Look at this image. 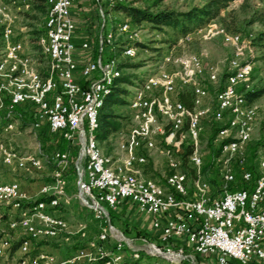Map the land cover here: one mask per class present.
Here are the masks:
<instances>
[{
  "label": "built area",
  "instance_id": "built-area-1",
  "mask_svg": "<svg viewBox=\"0 0 264 264\" xmlns=\"http://www.w3.org/2000/svg\"><path fill=\"white\" fill-rule=\"evenodd\" d=\"M77 1H0V164L29 175L42 171L47 163L55 164L50 180L36 195L24 190L19 180L0 179V264H130L141 259L143 264H199L196 254L217 264H228L231 259L240 264L264 261V148L258 156L262 174L252 190L232 191L230 184L236 176L226 165L231 158L244 156L258 123L259 106L238 90L242 85L250 88L252 58L256 57L251 41L224 28L213 31L211 22L179 41L181 45L197 35L210 38L218 34L234 48L225 87L211 104L207 103L210 91L206 81L218 82L223 69L208 66L196 53L165 52L164 67L148 75L129 101L134 120L126 132L119 131L123 156L115 159L102 151L96 131L99 111L121 76L120 60L100 55L79 64L73 16ZM129 1L99 2L101 51L105 44L113 48L114 42L123 37L126 44L121 55H137L140 32L130 21L111 17V29L102 32L107 28L106 9L111 15L115 5ZM39 2L46 7L44 26L38 38L29 41L24 35L26 27L19 22L27 13L37 12ZM82 46L86 49L89 44ZM247 49L251 59L245 58ZM166 66H176L177 70ZM188 88L193 91V108L178 99L180 91ZM210 114L228 123L216 138L229 140L218 158H227L223 191L218 197L212 196L208 182L203 180L199 149L202 121ZM23 125L40 141L41 130L48 127L78 148L74 161L76 198L92 215L94 232L88 220L71 223L57 213L71 203L66 188L70 153L48 154L42 142L37 151L20 148L10 135L21 132ZM166 134L167 145L158 147L157 136ZM187 140L193 147L189 156L195 170L193 196L179 155ZM155 148L164 154L170 169L164 183L143 172L148 160L139 151ZM243 177L246 181L253 178L249 171ZM41 196H49V200L37 201ZM127 200L151 218V228L158 232L161 245L141 239L145 248L141 247L138 239L112 224L110 211L120 209ZM176 239L183 244L175 247ZM186 248L191 251L186 253Z\"/></svg>",
  "mask_w": 264,
  "mask_h": 264
},
{
  "label": "rangeland",
  "instance_id": "rangeland-1",
  "mask_svg": "<svg viewBox=\"0 0 264 264\" xmlns=\"http://www.w3.org/2000/svg\"><path fill=\"white\" fill-rule=\"evenodd\" d=\"M2 1V0H0ZM5 1V0H3ZM137 4L140 6H146L148 4H152V1L150 0H136ZM207 0H162L160 2V8H167V9H177V10H185L187 8H190L194 5H202ZM81 12L79 13V16L77 17V31L75 40L77 42V59L79 64L82 66L87 61L96 59L95 57V51L96 47L99 46L101 51V46L99 42V30H100V21L98 19V16L96 14V2L95 0H82ZM242 3V0H236L232 2L230 8L224 12V14H228V12H233L238 19L239 26L243 30L242 32H238L242 35L243 39L245 41H251V37L249 36L251 34V30L258 29L257 26L251 27V28H245L243 26V20L245 18V14L240 10V5ZM88 14V15H86ZM37 16V17H35ZM107 28L105 30L108 31L112 27V21H110V18H116L118 20L123 19L124 17L122 14H119L118 12H112L110 15L107 13ZM19 25L21 27H26L25 30V36L30 41L32 38V31L33 29H43L44 26V15L40 14L39 12H35L33 14H26L23 16V18L20 19ZM116 21V20H115ZM79 22V25H78ZM213 24L212 28H214L213 31L218 30L219 28L226 29L229 33H235L226 28L224 24H222L219 20H214L211 22ZM133 29H137L140 32V41L136 42L137 49V55L130 59H125L121 54L119 55V60L121 62L123 61H129L131 63L142 61L145 62L144 67L139 70H133V69H125V74H138L143 76L144 80L145 78L150 75L157 73L161 66L164 67L163 62V54L167 51H174L175 54L181 55V54H189V53H196L198 54L205 64L208 66L210 65H219L220 68L223 69V72L227 70L229 60L232 58L234 54V48L232 46L226 45L224 41L222 40L221 36L218 34L212 35L210 38L200 37L199 35L195 36L194 39L191 42L179 44L177 47L168 48L166 44H164V35L158 31L153 30L149 25L143 24L140 26H134ZM245 29V31H244ZM104 32V33H105ZM250 39V40H249ZM85 42H88L89 47L84 49L82 44ZM253 54L256 56L252 58L253 61V72L251 76L250 81V88L251 87H264V61L258 60V52L254 48L253 45ZM157 48H162L164 53L159 57V54L155 51ZM168 48V49H167ZM113 48H111L112 51ZM110 53V49L108 50ZM107 52V53H108ZM108 53V54H109ZM39 55V54H37ZM245 58H250V55L248 53V49L246 51ZM172 71L177 70L176 66H166ZM207 88H209L210 91V97L207 100V103L211 104L214 103V99L216 96V92L219 88V82L216 83H210L206 81ZM130 93L128 95V100L130 101L133 94L137 91V87L132 86L130 87ZM256 104L259 105V115H258V124L257 128L255 130V133L253 135L252 140L250 143H252V147L250 150H248V146L246 149V153L244 156H235L234 158H231V160L226 164L229 169L236 174H241L242 170L245 169V163L248 159V162H253L257 164L258 162V156L259 151L264 148V145H258V150L254 152L253 144H261V142H264V96L258 99ZM117 113L123 116L122 120H120L117 124V132L113 135H107V139L105 141L100 140V133L99 130L96 131L98 144L102 151L106 154L107 152H110V154H113L115 159H119L123 156V152L120 148V144L122 142V137L119 133V131L123 130L126 132L131 125L133 124L134 115L135 113L131 110L130 103L116 107ZM210 119H212V115L210 114L209 117H206L202 121L203 131L201 135V141H200V153L203 156V159L205 162L207 161L209 157V145L208 141L211 136L212 130H211V122ZM161 122L166 126L167 122L166 120L162 119ZM21 132H13L10 137L14 140L15 144L18 145L20 148L24 150H38L39 145L42 141H40L41 138L36 137V134L34 132H31L28 127H25L24 125L19 129ZM166 135L157 136L156 142L158 147L162 148L167 145L166 141ZM249 143V144H250ZM257 146V145H256ZM54 148H47L45 152L48 154L55 153ZM78 150V148H77ZM141 151V150H140ZM254 153V155H253ZM146 157H147V164L143 166L145 175L156 177L160 180H163L166 175L169 172L167 159L159 150V148H155L151 151H146ZM256 158V159H255ZM254 159V160H253ZM222 160V161H221ZM220 161L217 160V171H214V173L211 174V179L213 182H210L207 180V178H203V180H206L210 186V192L211 194L217 195L218 194V187L221 183L222 178V172L225 169L224 162H226L227 158L221 159ZM238 163V164H237ZM190 167L192 165L188 164ZM238 167V168H237ZM52 165L51 163H47L46 167L42 171L34 172L32 175H29L26 172L22 171H13L9 168H6L0 164V179L4 180H19L20 182L25 181V183L29 184L31 182L34 183V188H41L42 184L46 181L50 180V173L52 172ZM184 170V168H182ZM67 191L69 197H71V203L69 205H66L64 207H61L58 210V214L65 217L67 220H69L71 223H75L78 219H86L89 221V227L91 232L95 231L94 222L92 221V215L90 212L83 209L79 201L76 198V193L78 191L76 180H77V174L74 175L72 171V166L70 165L68 172H67ZM194 186V178L191 176L188 180V188H193ZM39 188V189H40ZM193 190V189H192ZM136 208V207H135ZM124 218H127L128 220H131L134 224L139 226L142 229H145L146 231L154 232L151 228V218L138 212L137 208L134 209V207H129V209L126 210V213L124 214ZM144 243V242H143ZM141 240L138 241V245L145 248V245L143 244ZM197 256V254H196ZM206 258V257H204ZM151 260V259H150ZM198 261V260H197ZM200 264H206L205 260H200ZM209 264V263H207Z\"/></svg>",
  "mask_w": 264,
  "mask_h": 264
},
{
  "label": "trees",
  "instance_id": "trees-1",
  "mask_svg": "<svg viewBox=\"0 0 264 264\" xmlns=\"http://www.w3.org/2000/svg\"><path fill=\"white\" fill-rule=\"evenodd\" d=\"M105 0H95L96 2V14L100 21V25L102 26V21L100 19V15L97 11V6L99 2L105 3ZM152 4H148L146 6H140L137 4L136 0H131L128 3H121L115 5L111 11L118 12L122 14L124 17L121 20H128L131 22L132 26H140L143 24L149 25L153 30H158L164 35V44L167 45L168 48H173L179 44V41L186 37L187 35L194 33L198 29L206 26L208 23L219 20L222 24L226 26V28L232 32L238 33L242 32L243 30L239 26L238 19L236 18L233 12H228V14H224L226 10H228L232 4V2L236 0H207L202 5H194L190 8L185 10H177V9H167V8H160V2L162 0H150ZM35 9L42 15L46 13V7L42 2L36 4ZM240 10L245 14V18L243 20V26L245 28H251L257 26L258 29L251 30V43L258 52V60L264 61V0H242L240 5ZM110 13V9H106L105 14ZM37 17V16H35ZM101 26L99 30V34L101 32ZM105 27L103 28L102 32L105 34ZM245 31V29H244ZM42 33V29L36 30L33 29L32 31V40H36L38 36ZM76 42V40H75ZM77 44V42H76ZM126 41H124L123 37H119L117 41L114 42V47L111 49L106 46H103V50L100 51V47L97 46L95 49V57L98 58L100 55L103 56L105 59L119 57L122 54V50ZM167 48V49H168ZM110 49V53L108 50ZM159 57L162 55L163 49L157 48L155 50ZM109 54H108V53ZM164 55V54H163ZM130 59V58H125ZM145 62L139 61L131 63L129 61H120V68H121V76L118 77L114 83L113 90L111 94L105 99L103 107L99 111L98 122L99 126L98 129L100 133V140L103 142L107 139V135H113L117 132V124L120 120H122L123 116L117 113L116 107L123 106L129 103L128 95L130 93V87L135 86L137 87L144 81V77L138 74H125V69H133L139 70L144 67ZM229 72L228 69L223 72L221 77L219 78V88L216 92V95L219 91H221L226 84V80L228 78ZM209 82V81H207ZM211 83V82H210ZM239 92L244 93L245 97L249 102L255 103L258 99L264 96V87H251L246 88L245 85L239 87ZM178 99L182 101L187 107L193 108V91L188 88L185 90H181L178 94ZM214 107L216 105L214 104ZM211 122V136L208 141L209 145V157L207 161L203 159V166H202V177L205 179L207 178L208 181L213 182L211 179V174L214 171H217L218 167L216 162L221 155V149L225 142L229 141L228 139L224 140H217V135L222 128L227 127L228 123L227 120L223 122H219L214 119L212 115ZM187 128L185 124L184 129ZM167 133L170 132V126L166 127ZM42 134V148L44 151L47 148H54V152L62 151V152H69V158L72 166L73 174L76 175V169L74 167V161L78 155V150L76 146L72 145L67 140L63 139L60 134H55L50 131L48 127H45L40 132ZM257 145V146H256ZM258 145H264V142L261 144H253L254 152L258 150ZM252 147V143L248 144V150ZM146 149H141L139 153L144 154L146 156ZM193 152L192 145L187 141L184 142L182 146V150L179 153L180 158L182 160V168L184 171L188 173L189 177L195 178V170L193 167H190L189 164V156ZM254 155V153H253ZM256 159V158H255ZM254 160V159H253ZM238 164V163H237ZM52 168L54 169L55 164L51 163ZM238 168V167H237ZM52 169V170H53ZM252 173V180L246 181L243 177L245 172ZM235 182L230 184V189L232 191L239 190V189H248L252 190L254 187V181L261 176V170L259 167V161L257 164L253 162H248V159L245 163V169L242 170L241 174H236ZM221 183L219 184L218 194L214 195L213 197H218L222 195V185H223V176L221 178ZM166 180L163 179L162 183ZM189 180V179H188ZM206 181V180H205ZM207 182V181H206ZM188 185V182H187ZM193 188H189L190 194L193 196ZM40 200H49V196H41L38 198L37 201ZM129 207H134L136 209V205L132 204L130 201H125L124 204L121 206L120 209L116 211H110V218L112 224L121 229L125 235L131 238H135L138 240L146 239L149 242L156 243L157 245L160 244L159 234L158 232H149L145 229L140 228L136 224H134L131 220L124 218V214ZM136 207V208H135ZM138 210V209H137ZM175 247H179L183 244L182 240L176 239L174 241ZM18 246L15 245L14 249ZM191 250L186 248L185 252L189 253ZM198 263L200 264V260H205L206 264H217L212 261V258L209 257H201L197 254L196 256ZM139 260L138 262H132L130 264H143ZM148 264V263H147ZM183 264H189L188 261H185ZM228 264H240L236 260H229ZM250 264H264V261L254 259Z\"/></svg>",
  "mask_w": 264,
  "mask_h": 264
},
{
  "label": "crops",
  "instance_id": "crops-1",
  "mask_svg": "<svg viewBox=\"0 0 264 264\" xmlns=\"http://www.w3.org/2000/svg\"><path fill=\"white\" fill-rule=\"evenodd\" d=\"M83 2H82V0H78L77 2H76V4L74 5V7H73V16H74V19H75V21H77V17L79 16V13L81 12V7H80V5L82 4ZM86 15H88V14H86ZM78 25H79V22H78ZM79 79H81V78H79ZM256 104V103H255ZM258 105V104H257ZM259 106V105H258ZM258 124V123H257ZM257 128V127H256ZM106 154H108V155H113V154H110V152H107ZM145 166V165H144ZM143 172H144V169H143ZM170 173V169H169V172H168V174ZM167 174V175H168ZM144 175H145V172H144ZM166 175V176H167ZM146 177H149V178H154V179H156L157 181H160V182H162V180H160V179H158V178H156V177H153V176H148V175H145ZM165 179V178H164ZM34 183L35 182H31V183H29V184H27V183H25V181H23V182H21V184H22V186H23V189L24 190H26L29 194H31V195H36L37 193H38V191H39V188H34Z\"/></svg>",
  "mask_w": 264,
  "mask_h": 264
},
{
  "label": "water",
  "instance_id": "water-1",
  "mask_svg": "<svg viewBox=\"0 0 264 264\" xmlns=\"http://www.w3.org/2000/svg\"><path fill=\"white\" fill-rule=\"evenodd\" d=\"M151 246L154 248V245L151 243ZM160 255L164 256V253H160Z\"/></svg>",
  "mask_w": 264,
  "mask_h": 264
}]
</instances>
